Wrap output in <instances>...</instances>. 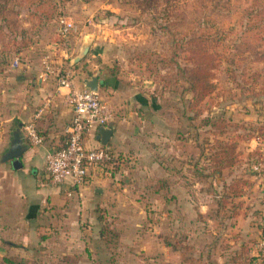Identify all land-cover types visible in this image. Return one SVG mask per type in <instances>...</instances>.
I'll return each mask as SVG.
<instances>
[{
  "label": "rangeland",
  "instance_id": "1",
  "mask_svg": "<svg viewBox=\"0 0 264 264\" xmlns=\"http://www.w3.org/2000/svg\"><path fill=\"white\" fill-rule=\"evenodd\" d=\"M59 16L90 41L77 63L80 42L59 39ZM195 36L210 56H196ZM45 59L76 88L94 74L134 87L174 127L147 152L119 153L108 194L47 204L34 221L45 241L24 264H264V194L251 171L259 152L245 141L264 132V0H0V163L12 131L58 94L59 75L40 78ZM195 61L207 62L214 86L199 102L189 90ZM222 129L241 153L212 159L235 163L213 173L205 157Z\"/></svg>",
  "mask_w": 264,
  "mask_h": 264
},
{
  "label": "crops",
  "instance_id": "2",
  "mask_svg": "<svg viewBox=\"0 0 264 264\" xmlns=\"http://www.w3.org/2000/svg\"><path fill=\"white\" fill-rule=\"evenodd\" d=\"M78 33L77 29L73 36L82 46L86 35L78 37ZM99 82L98 91L101 98L114 112V120L109 124L114 125L109 146L118 153L130 155L131 152L138 153L139 150L147 152L149 142L152 143L155 139L160 143L169 141V136L173 134L174 123L172 120L167 122L158 119L153 102L149 103L142 94L134 92V87L130 88V85L119 82L110 75H106L104 79L99 77ZM81 87L78 89H84V84ZM57 91L58 94L48 102L45 115L38 120V130L43 137V143L30 146L25 151L20 159L22 164L20 168H14L11 162L0 163V257L9 256L26 263V260L33 255V252L40 249L45 241H42L38 235L35 219L40 216L47 204L60 208L67 198L65 190L68 186L52 185L43 171L46 151L63 146L66 127L69 124L66 122L68 118L70 121L72 116L65 96L67 89L58 86ZM189 127L191 128V125ZM156 128L160 137L154 135ZM143 139L145 145L142 143ZM85 144L87 147L100 144L95 132L86 134ZM251 147L252 149L255 147L254 141ZM172 157L173 155L170 158ZM254 179L260 181L264 194L263 178L255 175ZM8 182L12 183V186H9ZM108 183H110V174L96 167L91 168L84 184L75 189V195L85 203L84 200L89 199L93 193L108 194L106 189ZM97 188H102V193L96 192ZM33 243L36 245L35 248H32Z\"/></svg>",
  "mask_w": 264,
  "mask_h": 264
},
{
  "label": "built area",
  "instance_id": "3",
  "mask_svg": "<svg viewBox=\"0 0 264 264\" xmlns=\"http://www.w3.org/2000/svg\"><path fill=\"white\" fill-rule=\"evenodd\" d=\"M77 25L67 16H59L56 32L62 41H67L77 32ZM19 58L15 57L13 65L17 66ZM44 70L40 73L41 79H46L49 74L59 75V86L67 89L65 94L70 105L72 116L66 127L64 147L49 149L44 156V172L46 179L57 186H68L66 196H70L75 189L84 184L91 168H99L105 173L104 164L116 159L120 154L111 146L87 147L85 136L100 126H108L114 120V112L101 98L99 91L78 89L74 86L73 75L66 71L53 68L48 60H44ZM46 106H42L34 114L33 120L22 124L24 138L31 145L38 146L43 143V137L38 130V120L44 113ZM255 143L254 150H258L259 158L251 164L254 175L264 180V132L261 136L252 139ZM264 249V238L258 243Z\"/></svg>",
  "mask_w": 264,
  "mask_h": 264
},
{
  "label": "trees",
  "instance_id": "4",
  "mask_svg": "<svg viewBox=\"0 0 264 264\" xmlns=\"http://www.w3.org/2000/svg\"><path fill=\"white\" fill-rule=\"evenodd\" d=\"M204 37L205 36H202V37L195 36L194 41L196 40L199 43V45L196 46L199 50L196 52V56L197 55L210 56V54H209L210 52H209L208 48H206V46L204 44H202V42L206 40V39L204 40ZM206 41H208V40H206ZM195 65L196 66H194V68H191L189 70V72L192 71L193 76H199V77H194V78L191 77L192 80L190 82V89L189 90L192 91L193 97H195L196 102H199L206 95L210 94L214 90V86L210 82L211 81V78L209 76L210 66L207 64V62L203 61L202 64H198V62L195 61ZM198 89H201V91L200 92L197 91ZM189 119L192 120V119H195V117L191 116V117H189ZM205 125L210 126L211 124L208 121V122H205ZM218 132L219 133H217V135H215L214 133L212 134V137L214 136L213 137L214 142L209 144L210 147L208 148V150H210V152H209L208 156L205 157L209 161V163L212 165V166L210 165V169L212 170L213 173H216V172L218 173V172L223 171L224 169H227L229 167H233L235 165V163L230 162V163H222V164H218V165H213L211 163L212 159L215 160L217 156L219 159L223 158V157H224V159H226L230 156L233 157V155H234V159H235L236 156L238 157V154L241 153L239 148H238L239 139L234 138L232 140L231 139L228 140L227 138L223 137L224 134L226 133L225 130L222 129V130H219ZM261 135H263V132H261V131L254 132L252 135L247 137L245 141L250 142L256 136H261ZM64 146L65 145L63 144V146H61L60 148H62ZM202 151H201V153H202ZM258 158H259V156H258ZM258 158L254 162H256L258 160ZM122 162H123V156L119 155L116 159H113L110 162H107L106 164H104V170L110 172V174H114L121 167ZM237 183H239V182L234 180L232 183L228 184L229 185L228 189H230L231 192H235L236 187H237ZM235 193H237V192H235ZM237 195H239V193L236 194L235 196H237ZM98 219H101V217L99 216ZM99 235L102 238L105 236V228L104 227L102 229H100ZM207 257H209V255ZM234 259L246 260L247 257L243 253V254L235 255ZM0 262H3L4 264H24V262L17 261V260H15L9 256L0 257ZM245 262L246 261H244V263Z\"/></svg>",
  "mask_w": 264,
  "mask_h": 264
},
{
  "label": "water",
  "instance_id": "5",
  "mask_svg": "<svg viewBox=\"0 0 264 264\" xmlns=\"http://www.w3.org/2000/svg\"><path fill=\"white\" fill-rule=\"evenodd\" d=\"M90 41H87L81 46L80 51L75 55L70 63L74 64L80 61L88 52ZM84 88L90 91H98L99 89V76L98 74L91 75L89 78L83 80ZM22 125L12 131V138L10 139L9 146L4 154L1 156V162H11L14 168H20V159L25 151L29 148L25 143ZM114 125L100 126L96 130V139L101 146L108 145L109 139L112 136ZM102 188H97L96 192L102 193Z\"/></svg>",
  "mask_w": 264,
  "mask_h": 264
}]
</instances>
